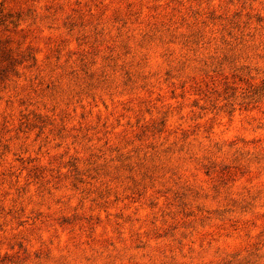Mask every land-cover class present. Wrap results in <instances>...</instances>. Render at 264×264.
Returning <instances> with one entry per match:
<instances>
[{"label":"clouds","instance_id":"obj_1","mask_svg":"<svg viewBox=\"0 0 264 264\" xmlns=\"http://www.w3.org/2000/svg\"><path fill=\"white\" fill-rule=\"evenodd\" d=\"M50 4L51 0L29 2L31 17L21 27L32 31L37 39H43L54 26L56 18L49 11ZM211 4L223 6L226 22L207 32L202 40L193 39L200 34L193 32V26L185 25L188 31L184 32L179 30L183 22L173 21L159 28L152 38L154 42L145 45V52L117 57L110 66L98 62L95 67H84L85 72L95 73V79L70 73L69 68L75 64L53 63L49 58L37 66L34 75L22 74V80L13 79L7 88L0 86V124L6 117L12 125L10 137L16 138L15 123L21 114L27 129L46 127L45 139L34 143V134L29 131L20 138L17 149L18 154L27 150L39 155L41 161L47 158L50 163L44 167L67 181L57 185L59 195L53 191L51 198H45V202L50 199L53 204L60 201L58 207L52 208L53 216L67 217L70 224L86 215L99 216L106 234L108 224L104 217L113 215L109 195H120L123 200L135 186L154 188L153 183L147 182L154 179L165 190L173 189L174 197L182 194L179 198L194 210L196 201L191 188L209 195V188L204 186L212 185L217 173L221 183H227L223 173L233 167L246 172L255 165L257 174L264 173V118H242L233 124L225 120L227 113L241 112L242 106L258 103L249 97L248 88L237 89L235 85L241 80L249 86L253 80H264V23H256L264 18V0H211ZM235 13L240 14L239 18ZM56 69L62 71L56 73ZM205 74L211 78L207 90L172 101L169 90L173 86ZM32 81L50 84L51 90L47 95L32 94L28 87ZM194 101L201 103L195 106ZM37 112L44 118L39 126L31 121ZM121 118L123 121L118 123ZM165 125L169 126L167 136L161 135ZM130 132L133 139H129ZM57 144L61 147L57 148ZM254 144L260 147L248 146ZM40 148L43 153L37 152ZM125 169L128 174H124ZM203 171L212 174V178L202 179ZM152 173L156 175L153 177ZM92 176L96 179L91 180ZM81 177L87 187L78 192L71 184ZM97 193L106 199L99 201ZM94 199L100 208L91 203ZM151 200L157 202L154 208L148 206ZM141 204L126 214L121 212L131 220L114 225L121 245L107 252L79 244L73 248L55 223L21 230L5 211L0 216V224H8L0 231V264H111L117 256L128 264L124 245L129 236L143 237L163 230L166 224H175L173 218L179 217L184 206L175 200L161 203L154 194L146 195ZM32 205L24 216L26 222L32 220L33 211L40 210L39 202L33 201ZM0 208L18 210L14 204ZM43 210L48 215L49 208L45 206ZM203 231L199 222H193L192 226L179 228L176 239L183 241L186 233L187 246L191 247ZM257 236L253 234L252 239ZM20 244L22 251L18 249ZM205 250L197 242V248L185 256L191 264ZM37 252L42 254L40 260L35 257ZM217 255L232 259L224 247L219 248ZM258 259L264 264V249ZM237 261L252 264L249 250L240 249Z\"/></svg>","mask_w":264,"mask_h":264},{"label":"rangeland","instance_id":"obj_2","mask_svg":"<svg viewBox=\"0 0 264 264\" xmlns=\"http://www.w3.org/2000/svg\"><path fill=\"white\" fill-rule=\"evenodd\" d=\"M29 2L30 0H0V86L4 88L13 79L22 80V74L34 75L37 66L49 58L53 63L75 64L74 68H69L70 73L78 72L81 77L95 79V73L85 72L84 67H95L98 62L110 66L117 62V57H130L134 53L145 52V45L154 42L152 38L158 34L159 28L173 21L183 22L180 31H188L185 25L193 26V32L200 33L194 35L193 39L200 40L207 32L217 30L226 22L223 6L212 5L211 0H51L49 11L56 18L54 26L49 28L43 39H37L32 31L21 27L26 18L31 17ZM239 15L235 13L237 18ZM256 23H264V18L258 19ZM61 71L62 69L54 70L56 73ZM210 79L205 74L173 86L169 90L172 101L177 97L183 100L185 94L199 95L209 88ZM28 87L35 95H47L51 90L50 84L46 86L43 81H32ZM235 87L248 88L249 97L258 103L242 106L241 112L227 113L226 122L233 124L234 120L238 122L242 118H264V80H253L250 86L241 80ZM200 103L194 101L195 106ZM124 110L126 109L122 108ZM81 119L84 117L81 116ZM31 121L39 126L43 124L44 118L37 112L31 117ZM122 121L123 118L118 123ZM168 127L165 125V131L161 135H168ZM11 130L12 125L5 117L3 124H0V205L14 204L18 210L0 208V216L6 211L7 218L14 221L19 229L55 223L64 232L63 239L70 242L73 248L79 244L87 249H104L107 252L109 248L114 250L121 245L120 233L113 230L114 225H119L120 221L127 224L131 220V217L121 215V212L126 214L138 204L142 207L141 202L146 195L154 194L161 203L166 199L170 203L175 200L184 206L179 211V217L173 218L175 224H166L163 230L143 237L129 236L124 245L127 249L124 256L128 264H143V261L148 264H190L185 253L193 252L197 248V242L200 249L206 250L191 264H238L237 254L240 249L249 250L252 264H261L258 257L264 249V211H261L264 209V173L257 174L255 165L252 166L253 170L246 172L235 167L226 169L223 180L227 183H221L217 173L214 183L204 186L209 188L211 198L202 189L191 188L193 200L196 201L194 210L179 198L182 194L174 197L173 189L165 190L154 179L147 182L154 184L155 191L154 188L135 186L123 200L120 195H109L107 199L112 201L109 210L113 215L104 217L108 224V231L104 234V222L99 216L86 215L74 224L68 223L67 217L59 214L53 216L52 208L58 207L60 201L56 200L53 204L50 199L45 202V198H51L53 191L59 195L57 185L67 181L62 180L55 171L50 172L44 167L50 163L47 158L41 161L39 155L34 156L27 150L18 154L20 138L30 131L34 134L33 142H39L45 139L43 133L46 132V127L27 129L25 116L21 114L15 123V139L9 135ZM135 131L138 134L140 128ZM133 138L130 132L129 139ZM137 143L141 141L137 140ZM248 146L260 147L259 144ZM56 147L61 145L57 144ZM37 152L43 153V148ZM124 174H128L126 169ZM151 175L154 177L156 173ZM201 178L211 179L212 174L203 171ZM90 179L95 180L96 176ZM139 179L136 177V180ZM130 183L135 184V181ZM71 187L79 192L87 186L81 177ZM96 196L99 201L106 199L100 193ZM21 201L24 202L23 205ZM33 201L39 202L40 210L33 211L32 220L26 222L24 216L32 209ZM91 203L100 208L96 199ZM45 206L49 208L48 215L43 210ZM148 206H157L156 200H151ZM193 222H199L204 231L188 247V235L184 234L183 241H177L176 235L179 228L192 226ZM6 227L7 222L0 224V231ZM253 234H258L257 239H252ZM221 247L231 253V261L217 255ZM18 249L22 251L23 244L18 245ZM41 256L40 252L35 254L37 260ZM117 260H113L111 264H117ZM119 264H124L123 260H119Z\"/></svg>","mask_w":264,"mask_h":264}]
</instances>
